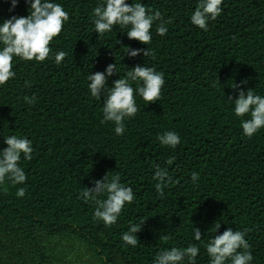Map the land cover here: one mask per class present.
Returning <instances> with one entry per match:
<instances>
[{
  "label": "trees",
  "instance_id": "trees-1",
  "mask_svg": "<svg viewBox=\"0 0 264 264\" xmlns=\"http://www.w3.org/2000/svg\"><path fill=\"white\" fill-rule=\"evenodd\" d=\"M10 2L0 0V22L28 15L24 0L13 12ZM57 2L69 21L50 47L65 51L64 61L17 59L15 78L0 86V150L8 135L33 145L32 159L21 160L26 182L0 187V264H152L161 249L190 243L200 247L197 264H209L204 245L215 222L221 223L217 235L229 227L245 232L251 264H264V128L244 136L228 102L236 98L230 87L241 80H247L243 90L264 95V0H223L207 31L190 23L197 0H141L171 21L168 33L156 34L154 24L147 47L155 55L122 60L121 47L146 46L118 26L96 34L91 14L100 0ZM111 63L121 76L122 65L143 64L165 78L158 101L145 106L137 99L140 110L122 136L111 122L101 123L103 98H92L87 87L88 72ZM118 78L112 76L109 87ZM26 95L36 97L34 105L24 103ZM169 130L181 137L175 149L157 140ZM173 157L167 167L174 183L162 187L161 197L154 165L164 167ZM107 173H119L136 193L111 227L93 218L95 204L81 195ZM19 187L26 189L22 198L15 195ZM142 219L139 245H125L122 233ZM191 224L203 241L192 239Z\"/></svg>",
  "mask_w": 264,
  "mask_h": 264
},
{
  "label": "clouds",
  "instance_id": "clouds-1",
  "mask_svg": "<svg viewBox=\"0 0 264 264\" xmlns=\"http://www.w3.org/2000/svg\"><path fill=\"white\" fill-rule=\"evenodd\" d=\"M8 2V0H5ZM28 8V15L17 17L15 15L0 22V86H4L14 79L16 72L13 70L14 61L44 62L52 59L59 65L64 61L67 53L62 50L53 52L50 44L58 37L64 25L69 21V13L57 0H24ZM19 0H11L9 12H13L18 6ZM223 0H197L195 10L191 13L190 23L200 30L207 31L210 21L216 20L222 14ZM91 22L95 33L103 36L113 32L118 26L124 31L129 40H134L145 48L121 47L123 55L121 60L154 56L155 52L147 47L152 42L151 29L156 25V34L165 36L168 33L170 20H166L161 11L147 8L138 0L129 3L128 0H100L91 14ZM117 43H119L117 41ZM122 65V64H121ZM123 76L116 63L106 66L104 71L87 74L88 92L92 98L102 99L101 123L111 122L114 125V133L122 136L126 132V121L134 118L140 110L137 99L148 103L156 102L162 94L165 84L164 73L154 67L137 64L127 68ZM119 78L108 82L112 76ZM217 83L220 84L217 80ZM247 80H241L240 84L233 83L230 87L236 92V98H228V102L234 105L233 113L240 118L242 134L252 138L264 128V95L258 94L254 89L243 90ZM25 86H30L25 82ZM24 103L34 105L36 97L24 96ZM247 117V118H245ZM161 146L175 149L181 143L180 135L175 131H164L157 136ZM7 146L0 150V187L6 182L13 186L23 185L27 180L25 169L21 166V160L32 159V141L25 136L8 135L3 138ZM174 163V157L169 158L161 167L154 165L153 179L157 181L155 187L158 195L163 196L162 187H168L174 183L167 165ZM198 173L192 174V181L196 182ZM91 188H84L81 193L85 201L95 204L93 218L103 222L107 227L115 225L126 205H131L136 200V193L132 187L121 183V176L115 173L109 177V173L99 180L92 181ZM7 191V188H4ZM24 187L17 188L15 195L22 198L25 195ZM145 220L130 224L127 231L122 233L121 240L125 245L137 247L139 245L137 233L141 230ZM192 225V224H191ZM221 223L215 222L208 232L214 233L204 245L208 255L209 264H251L254 257L251 254L250 245L245 239L246 233L233 230L231 227L217 235ZM202 234L198 228L192 225V239L200 242ZM164 240L170 239L165 235ZM200 253L198 244L190 243L187 247L163 248L153 258L152 264H197Z\"/></svg>",
  "mask_w": 264,
  "mask_h": 264
}]
</instances>
